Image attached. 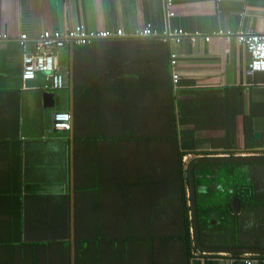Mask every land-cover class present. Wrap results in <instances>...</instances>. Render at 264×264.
I'll list each match as a JSON object with an SVG mask.
<instances>
[{"label": "crops", "instance_id": "0c3cea01", "mask_svg": "<svg viewBox=\"0 0 264 264\" xmlns=\"http://www.w3.org/2000/svg\"><path fill=\"white\" fill-rule=\"evenodd\" d=\"M167 11L165 0H0V35L8 36L0 41V264H75L71 216L79 189L74 163L96 155L81 151L90 142L73 137L81 132L78 126L88 133L90 122L97 134L122 132L124 121L149 131L155 114L148 110L150 78L145 69L165 62L161 49L169 51L171 71L179 75L174 102L183 119L181 146L191 148L185 162L264 157V72L246 74L250 56L236 38L240 33L264 34V0H175L169 10L174 16L169 18ZM78 24L95 31L122 30L125 36L57 50L66 79L61 90L49 87L43 75L24 85L23 56L34 54L35 47L31 41L24 50L21 36L33 40L45 31ZM147 27L158 37L142 40L159 42L140 49L144 43L135 42L133 35ZM175 29L187 34L180 43L165 35ZM221 30L232 37H212L209 43L200 39ZM156 93L158 101L164 97L159 89ZM58 111L72 115V131L54 130ZM206 165L200 193L216 206L211 209L224 210L222 204L230 201L243 231L254 228L247 242L259 239L264 245V163ZM201 171L197 168L198 178ZM94 249L99 259L93 263L101 264L103 255L114 258ZM82 251L86 254L84 246ZM203 254L210 256H197L191 264H264L253 256L259 254H218L216 259ZM81 257L80 264H85Z\"/></svg>", "mask_w": 264, "mask_h": 264}, {"label": "trees", "instance_id": "16d2710c", "mask_svg": "<svg viewBox=\"0 0 264 264\" xmlns=\"http://www.w3.org/2000/svg\"><path fill=\"white\" fill-rule=\"evenodd\" d=\"M142 39L145 38L135 41L144 43L140 49L155 48L159 42ZM161 51L166 54L165 62H154L156 65L145 69V76L150 78L148 110L155 114L149 131L133 129L124 125V121L121 124L126 129L122 132L113 134L106 130L97 134L90 122L88 133L78 126L83 135L77 131L73 137L76 142H90V146H81V151L96 155L90 160L81 156L74 163V181L79 189L71 216L75 264H80L81 256L85 257V264H96L94 248L107 256L111 253L113 259L119 260L118 264H126L127 260L131 264H191L197 256H210L197 248L192 233L189 164L185 162L191 148L185 150L181 146L183 119L174 102V88L178 84L175 86L173 82L169 51ZM158 89L164 96L159 101ZM208 167L200 164L195 168L202 243L224 247L264 246L259 239L255 243L247 242L254 228L243 231L239 225L241 218L232 212L230 201L222 204L224 210L211 209L216 206L209 205L206 195L200 193ZM197 168L202 170V178H198ZM215 219L217 225H213ZM83 246L86 254L82 253ZM241 256L232 254L234 258ZM253 256L264 260V254Z\"/></svg>", "mask_w": 264, "mask_h": 264}, {"label": "built area", "instance_id": "2783aa9c", "mask_svg": "<svg viewBox=\"0 0 264 264\" xmlns=\"http://www.w3.org/2000/svg\"><path fill=\"white\" fill-rule=\"evenodd\" d=\"M175 0H165L167 16H174L169 10L173 8ZM166 37H172L176 43H180L187 36L183 30L175 29L165 34ZM122 30L117 32L110 31H95L87 28L85 24H78L63 31H45L35 39L27 34L21 36V46L24 50L27 48V43L33 41L35 53H25L22 61V82L27 85L28 82L35 80L43 75L47 76L52 83V88L61 90L66 86V79L59 70L57 57L55 52L61 49L73 47H86L95 42L109 40L114 37H124ZM137 38H157L158 34L150 27L137 30L133 35ZM224 37L230 39L232 34L224 30L215 32L210 36L201 37L199 34L192 36V41L196 42L198 37L203 38L206 43H209L212 37ZM238 42L245 47L249 56L250 62L246 70V74L252 76L256 73L264 72V34L258 33H240L236 35ZM7 35H0V41L7 40ZM178 64L177 55H171V65L175 68ZM173 82L176 86L179 82V75L173 71ZM54 130L60 132H69L72 129V115L69 112L58 111L53 116ZM250 264V262H249Z\"/></svg>", "mask_w": 264, "mask_h": 264}, {"label": "water", "instance_id": "95a60500", "mask_svg": "<svg viewBox=\"0 0 264 264\" xmlns=\"http://www.w3.org/2000/svg\"><path fill=\"white\" fill-rule=\"evenodd\" d=\"M35 47V46H34ZM35 49V48H34ZM65 50V49H64ZM39 80L37 77L35 80L28 82L31 84ZM49 87H52L51 80L48 81ZM264 163V157H208V158H196L189 166V197L190 206L192 208L191 218L193 221V237L197 248L205 254H264L263 247H224V246H206L201 241L200 236V225H199V214L197 206V189L195 186V168L201 163ZM237 202V201H236ZM235 205V204H234ZM236 209V208H235ZM237 210V209H236Z\"/></svg>", "mask_w": 264, "mask_h": 264}, {"label": "rangeland", "instance_id": "374dc122", "mask_svg": "<svg viewBox=\"0 0 264 264\" xmlns=\"http://www.w3.org/2000/svg\"><path fill=\"white\" fill-rule=\"evenodd\" d=\"M191 162L192 161H189V166H190V164H191ZM219 195H222L220 192L218 193ZM189 196V195H188ZM94 253V252H93ZM97 256V255H96ZM101 256H102V254H101ZM94 258H95V256H93ZM105 256L103 255L102 257H101V260H99V262L101 263V264H118V262H119V260H115V259H113V258H107V260L104 258ZM97 259H99V256L98 257H96ZM103 258V259H102ZM126 264H131L128 260H127V263Z\"/></svg>", "mask_w": 264, "mask_h": 264}, {"label": "bare ground", "instance_id": "6f19581e", "mask_svg": "<svg viewBox=\"0 0 264 264\" xmlns=\"http://www.w3.org/2000/svg\"><path fill=\"white\" fill-rule=\"evenodd\" d=\"M116 38H121V37H114V38H112V39H116ZM242 46H243V45H242ZM243 47H244V46H243ZM244 48H245V47H244ZM193 161H194V160H193ZM193 161H192V162H193ZM192 162H191V163H192ZM201 164H206V163H201ZM198 165H199V164H198ZM259 255H262V254H259Z\"/></svg>", "mask_w": 264, "mask_h": 264}, {"label": "flooded vegetation", "instance_id": "af4514ba", "mask_svg": "<svg viewBox=\"0 0 264 264\" xmlns=\"http://www.w3.org/2000/svg\"><path fill=\"white\" fill-rule=\"evenodd\" d=\"M187 164H189V162H188ZM188 195H189V191H188ZM189 198H190V197H189Z\"/></svg>", "mask_w": 264, "mask_h": 264}]
</instances>
